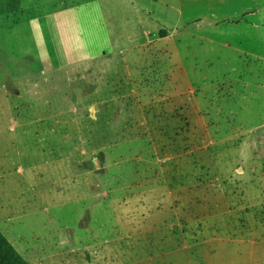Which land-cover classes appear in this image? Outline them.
<instances>
[{
    "label": "rangeland",
    "instance_id": "1",
    "mask_svg": "<svg viewBox=\"0 0 264 264\" xmlns=\"http://www.w3.org/2000/svg\"><path fill=\"white\" fill-rule=\"evenodd\" d=\"M4 227L28 264H264V0H0Z\"/></svg>",
    "mask_w": 264,
    "mask_h": 264
},
{
    "label": "crops",
    "instance_id": "2",
    "mask_svg": "<svg viewBox=\"0 0 264 264\" xmlns=\"http://www.w3.org/2000/svg\"><path fill=\"white\" fill-rule=\"evenodd\" d=\"M6 228V227H4ZM4 231L7 233L8 237L7 238V241L9 242V244L16 250V251H19V249H23V248H31V247H34L33 249L35 248H43L45 245L48 246L47 244V240L45 241L43 239L42 243L44 244L41 245L40 243L37 242V240H34V239H31V240H26V238L24 237H21V236H18L16 234H14V232H11L8 230V228L4 229ZM56 241H54L53 243H56L57 247L60 246V241L58 240V237L55 238ZM59 244V245H58ZM52 245V243H51ZM62 247V246H61ZM45 248V247H44ZM63 248V247H62ZM65 249V247L63 248ZM20 254V252H18ZM42 257V256H41ZM40 257V258H41ZM42 260L44 262H36V264H61V261H60V258H55L53 255L51 256H47V257H44L42 258ZM49 261V262H48ZM52 261V262H50ZM68 261V260H67ZM54 262V263H53Z\"/></svg>",
    "mask_w": 264,
    "mask_h": 264
},
{
    "label": "trees",
    "instance_id": "3",
    "mask_svg": "<svg viewBox=\"0 0 264 264\" xmlns=\"http://www.w3.org/2000/svg\"><path fill=\"white\" fill-rule=\"evenodd\" d=\"M0 264H28L0 233Z\"/></svg>",
    "mask_w": 264,
    "mask_h": 264
}]
</instances>
